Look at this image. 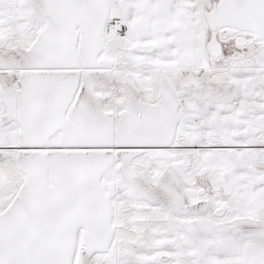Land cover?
<instances>
[{
  "label": "snow or ice",
  "instance_id": "snow-or-ice-1",
  "mask_svg": "<svg viewBox=\"0 0 264 264\" xmlns=\"http://www.w3.org/2000/svg\"><path fill=\"white\" fill-rule=\"evenodd\" d=\"M0 264H264V0H0Z\"/></svg>",
  "mask_w": 264,
  "mask_h": 264
}]
</instances>
